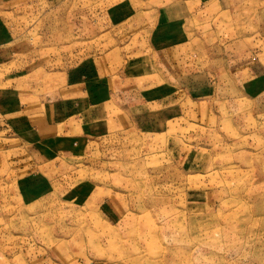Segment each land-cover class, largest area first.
I'll return each instance as SVG.
<instances>
[{
	"label": "rangeland",
	"instance_id": "374dc122",
	"mask_svg": "<svg viewBox=\"0 0 264 264\" xmlns=\"http://www.w3.org/2000/svg\"><path fill=\"white\" fill-rule=\"evenodd\" d=\"M0 264H264V0H0Z\"/></svg>",
	"mask_w": 264,
	"mask_h": 264
},
{
	"label": "crops",
	"instance_id": "0c3cea01",
	"mask_svg": "<svg viewBox=\"0 0 264 264\" xmlns=\"http://www.w3.org/2000/svg\"><path fill=\"white\" fill-rule=\"evenodd\" d=\"M237 73H241L242 75H244V70L241 69L240 72L238 71ZM82 91H83V87H82ZM97 91H99V90H95V88H92V91H89V93H83L82 92V94L80 95V98H77V101L83 102L85 100L86 102H88V99L93 100L95 97L94 95H98ZM95 101H92V102L93 103L99 102V100H95ZM28 110H29V108H28Z\"/></svg>",
	"mask_w": 264,
	"mask_h": 264
}]
</instances>
